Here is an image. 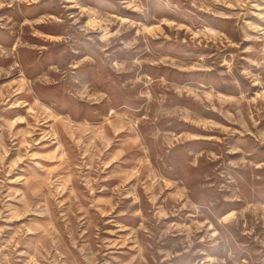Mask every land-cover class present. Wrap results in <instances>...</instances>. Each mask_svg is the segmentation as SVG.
<instances>
[{"label":"rangeland","instance_id":"1","mask_svg":"<svg viewBox=\"0 0 264 264\" xmlns=\"http://www.w3.org/2000/svg\"><path fill=\"white\" fill-rule=\"evenodd\" d=\"M0 264H264V0H0Z\"/></svg>","mask_w":264,"mask_h":264}]
</instances>
